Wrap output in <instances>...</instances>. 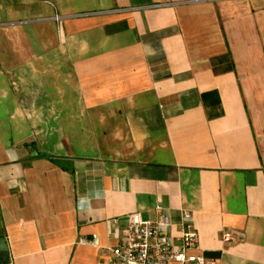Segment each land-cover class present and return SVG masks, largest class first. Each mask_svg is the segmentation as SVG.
<instances>
[{"label":"crops","instance_id":"1","mask_svg":"<svg viewBox=\"0 0 264 264\" xmlns=\"http://www.w3.org/2000/svg\"><path fill=\"white\" fill-rule=\"evenodd\" d=\"M158 205L264 264V0H0L2 264H109Z\"/></svg>","mask_w":264,"mask_h":264},{"label":"built area","instance_id":"2","mask_svg":"<svg viewBox=\"0 0 264 264\" xmlns=\"http://www.w3.org/2000/svg\"><path fill=\"white\" fill-rule=\"evenodd\" d=\"M56 19L60 17L56 16ZM156 212L155 219H143L137 213L128 216L120 242L108 248L109 264H221L198 252L199 235L191 213H183L181 235L173 240L167 232L170 217L161 205L157 206ZM223 238L227 242L234 239L230 232Z\"/></svg>","mask_w":264,"mask_h":264},{"label":"water","instance_id":"3","mask_svg":"<svg viewBox=\"0 0 264 264\" xmlns=\"http://www.w3.org/2000/svg\"><path fill=\"white\" fill-rule=\"evenodd\" d=\"M9 260L6 250L0 248V264L6 263Z\"/></svg>","mask_w":264,"mask_h":264}]
</instances>
